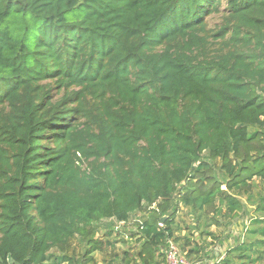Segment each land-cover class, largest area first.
Instances as JSON below:
<instances>
[{"label": "trees", "instance_id": "16d2710c", "mask_svg": "<svg viewBox=\"0 0 264 264\" xmlns=\"http://www.w3.org/2000/svg\"><path fill=\"white\" fill-rule=\"evenodd\" d=\"M253 178L264 0H0V264H85L142 210L118 264H163L179 203L262 213ZM249 221L211 264H264V215ZM77 237L81 261L66 253Z\"/></svg>", "mask_w": 264, "mask_h": 264}, {"label": "rangeland", "instance_id": "374dc122", "mask_svg": "<svg viewBox=\"0 0 264 264\" xmlns=\"http://www.w3.org/2000/svg\"><path fill=\"white\" fill-rule=\"evenodd\" d=\"M224 5V2L222 3ZM222 14L221 13H214L210 17L207 18V24L209 29H214L217 27V24L222 22ZM211 47H215V42L212 38H210ZM216 167L220 164L219 159H216L215 161ZM218 168H214V173L218 171ZM218 177H220V174ZM224 188V186H222ZM262 188H264V179L260 178H253L251 181V187L250 191L252 193V197L256 198L257 192H261ZM242 196H245L243 194ZM246 207L248 206L246 213H239L237 216L228 217V216H218V214L214 215V213L206 212L205 215H200L199 217L196 216V214L192 211L191 208H186L183 205L179 203L178 209L175 213V221L177 223V226L179 229L177 230V236L179 240L174 239V243L178 246L180 252L185 257L188 264H211L214 259H218L220 250H224L225 246H223V239H227V241L232 238H243L244 235H240L237 237L238 231H236V227L248 226L250 228V225L252 227V221L249 220L254 217H259L264 215V211L253 213L252 206L249 205L245 201V198H243ZM143 216V210L140 212L135 213L132 215V217L129 219V222L126 223L124 226L121 224H115L112 223V232H111V238L115 240L111 245L104 251H95L92 254H90V258L88 259L85 264H118L120 262L123 263L122 257L125 251L130 252V254L136 252V247L134 246V232L136 231L137 224L140 222V219ZM213 216L217 219V221L213 220ZM200 219L201 223L199 227L196 226L197 219ZM209 223H211L209 226ZM250 223V224H249ZM207 225V228L205 227V232H209L208 235L201 233V228H204V225ZM212 224H214V229L212 227ZM117 225V226H116ZM119 225V226H118ZM101 227L99 230H97V236H103L108 232V222H104L100 225ZM232 230H234V235ZM245 231L242 229L241 233H244ZM133 234V235H132ZM186 234V237L190 240V246H192L194 249H199L197 252H194V254H191L190 256L186 255V251L188 248L182 249L184 238L183 235ZM228 236V237H226ZM101 238V237H100ZM219 240H221V243H219ZM201 247V248H199ZM84 248L85 245L81 243V240L77 238H72L66 248V253L69 256H72L76 260H83V254H84ZM51 252L55 255H61V253L56 249H52ZM212 256H211V255ZM65 264V263H60ZM132 264V263H131Z\"/></svg>", "mask_w": 264, "mask_h": 264}, {"label": "built area", "instance_id": "2783aa9c", "mask_svg": "<svg viewBox=\"0 0 264 264\" xmlns=\"http://www.w3.org/2000/svg\"><path fill=\"white\" fill-rule=\"evenodd\" d=\"M163 264H188L185 257L180 252L178 246L171 239L167 241V244L164 248Z\"/></svg>", "mask_w": 264, "mask_h": 264}, {"label": "crops", "instance_id": "0c3cea01", "mask_svg": "<svg viewBox=\"0 0 264 264\" xmlns=\"http://www.w3.org/2000/svg\"><path fill=\"white\" fill-rule=\"evenodd\" d=\"M220 216V215H219ZM214 226L215 225H212L213 229H214ZM236 231H238L237 233V237L240 236V235H244V233H241V230H242V226L239 228V227H236L235 228ZM233 234H234V230H232ZM176 236L178 235L177 234V231H176ZM235 235V234H234ZM186 236V234L183 235V237ZM236 236V235H235ZM227 237V236H226ZM219 243H221V240H219ZM237 243V238L236 237H232L230 238L228 241L227 239H223V246H225L224 250H220V254H219V257L218 259H220L224 254H225V250L229 247V246H234L235 244ZM211 255V254H210ZM212 256V255H211Z\"/></svg>", "mask_w": 264, "mask_h": 264}, {"label": "water", "instance_id": "95a60500", "mask_svg": "<svg viewBox=\"0 0 264 264\" xmlns=\"http://www.w3.org/2000/svg\"><path fill=\"white\" fill-rule=\"evenodd\" d=\"M165 218H166V216H162V217L160 218V221L162 222Z\"/></svg>", "mask_w": 264, "mask_h": 264}]
</instances>
